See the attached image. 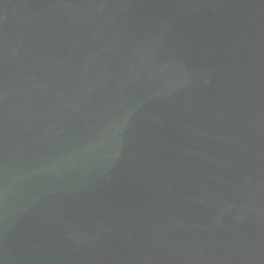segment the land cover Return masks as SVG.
Listing matches in <instances>:
<instances>
[{
    "label": "water",
    "instance_id": "obj_1",
    "mask_svg": "<svg viewBox=\"0 0 264 264\" xmlns=\"http://www.w3.org/2000/svg\"><path fill=\"white\" fill-rule=\"evenodd\" d=\"M0 264H264V0H0Z\"/></svg>",
    "mask_w": 264,
    "mask_h": 264
}]
</instances>
